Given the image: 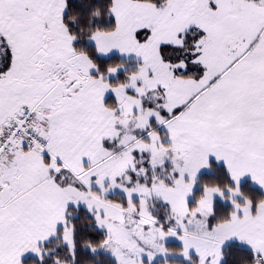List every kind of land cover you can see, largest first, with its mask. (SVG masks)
<instances>
[{"label": "snow or ice", "instance_id": "snow-or-ice-1", "mask_svg": "<svg viewBox=\"0 0 264 264\" xmlns=\"http://www.w3.org/2000/svg\"><path fill=\"white\" fill-rule=\"evenodd\" d=\"M0 264H264V0H0Z\"/></svg>", "mask_w": 264, "mask_h": 264}]
</instances>
